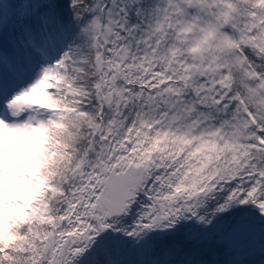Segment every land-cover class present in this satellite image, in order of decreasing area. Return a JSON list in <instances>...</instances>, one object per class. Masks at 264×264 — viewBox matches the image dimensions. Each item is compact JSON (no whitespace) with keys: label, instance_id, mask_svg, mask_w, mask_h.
Returning <instances> with one entry per match:
<instances>
[{"label":"snow or ice","instance_id":"snow-or-ice-1","mask_svg":"<svg viewBox=\"0 0 264 264\" xmlns=\"http://www.w3.org/2000/svg\"><path fill=\"white\" fill-rule=\"evenodd\" d=\"M0 264H264V0H0Z\"/></svg>","mask_w":264,"mask_h":264}]
</instances>
